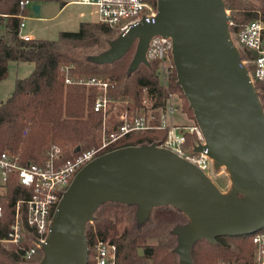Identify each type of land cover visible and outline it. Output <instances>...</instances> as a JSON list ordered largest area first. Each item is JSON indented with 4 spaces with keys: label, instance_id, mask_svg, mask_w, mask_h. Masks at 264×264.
<instances>
[{
    "label": "water",
    "instance_id": "95a60500",
    "mask_svg": "<svg viewBox=\"0 0 264 264\" xmlns=\"http://www.w3.org/2000/svg\"><path fill=\"white\" fill-rule=\"evenodd\" d=\"M35 14L39 5L31 4ZM153 22H139L94 55L99 64L120 59L134 44L129 71L148 65L156 35L170 37L176 83L192 109L215 168L225 166L231 189L222 193L195 164L156 143L101 154L74 175L52 216L36 264H88L87 222L106 201L134 204L144 221L154 207L170 205L189 222L174 228L180 264H194L200 239L249 235L264 227V111L248 69L229 32L223 0H156Z\"/></svg>",
    "mask_w": 264,
    "mask_h": 264
},
{
    "label": "trees",
    "instance_id": "16d2710c",
    "mask_svg": "<svg viewBox=\"0 0 264 264\" xmlns=\"http://www.w3.org/2000/svg\"><path fill=\"white\" fill-rule=\"evenodd\" d=\"M22 1L27 0H0V81L7 77L9 61L33 63L32 72L17 79L12 94L0 102V154L7 152L21 164L40 163L45 160V152L49 148L57 147L63 154L61 161H71L86 150L98 148L103 134L110 135L117 130L121 124L118 117L121 109L143 114L150 111L158 117L166 106L169 92L182 91L176 83L175 73L168 89L160 84L155 73L156 60L129 71L135 44L115 62H94L92 57L107 50L110 42L120 34L102 22H80L76 31H61L52 40L22 37L20 23L28 12V6L20 4ZM28 1L64 4L62 0ZM145 1L156 7V0ZM223 1L232 18L229 32L237 33L254 19L264 22V0ZM255 56L254 51L240 49L241 60ZM247 69L251 71L252 65H247ZM66 73L73 79L96 76L109 82L108 95L113 101L105 118L93 110L95 89L75 82L66 84ZM254 87L264 111V81H254ZM166 135L167 130L159 128L132 131L120 137L107 151L162 143ZM193 139L188 135L187 144H191ZM30 195L31 189L19 184L15 174L7 175L0 191V239L6 236L14 221L17 201L21 219L25 221V201ZM106 203L135 206L137 209L134 204L114 201L100 204L92 222L86 224L88 264H92V248L98 240H109L115 245V264H180L174 250L177 235L173 230L189 222L183 212L170 205L154 207L144 221L139 222L135 213L134 224L117 231L110 220L96 216ZM31 234L28 228L26 238ZM24 244L30 246V240H25ZM254 252L252 234L218 236L214 243L198 240L192 246L191 257L194 264H257ZM42 255L43 252H38L29 259H23L13 245L6 246L0 242V264H36Z\"/></svg>",
    "mask_w": 264,
    "mask_h": 264
},
{
    "label": "built area",
    "instance_id": "2783aa9c",
    "mask_svg": "<svg viewBox=\"0 0 264 264\" xmlns=\"http://www.w3.org/2000/svg\"><path fill=\"white\" fill-rule=\"evenodd\" d=\"M75 2L93 6L98 21L117 29L119 33L126 31L139 22H153L157 14L156 7L145 0H76ZM20 4L29 6L32 2L27 0L20 2ZM23 26L22 21L20 30ZM263 31L264 22L254 19L247 22L237 33L230 32V37L239 51L245 48L256 52L254 58L241 60V64L246 68L247 65H252V70H248V73L253 84L254 81H264ZM171 50L172 41L170 37L156 35L150 39L146 51L148 62L150 60L157 61L155 73L165 89H168L170 80L175 73ZM66 70L67 68H65ZM64 81L66 84L75 82L86 87H93L96 91L93 110L102 113L105 118L111 101H113L108 95L110 88L108 81L96 76L73 79L67 73ZM172 95L169 92L166 106L158 117L149 112L143 114L129 112L126 108L121 109L118 114L121 124L117 130L110 135L103 134L98 148L86 150L71 161H61L63 154L57 147L49 148L45 152V160L40 163L21 164L15 156L2 152L0 154V176L3 183L7 175L13 173L16 175L19 184L31 189V195L25 201V221L21 219V210L19 201H17L14 221L10 224L6 236L0 239V242L6 246L13 245L16 253L23 259H29L38 252H43V243L49 233L54 211L74 175L95 157L111 151H107V149L120 137L132 131L152 128L166 129L165 140L156 144L195 164L205 175L211 178L212 158L208 155L207 150L195 151V147L205 143L197 123L195 121L190 124H168L166 122L167 115H172L176 110L169 102ZM155 121H158V123L156 124ZM188 135L194 137L191 144H187ZM28 228L32 232L30 238H26ZM27 239L31 243L28 247L24 244ZM252 243L255 246V262L264 264V227L252 234ZM115 251V245L109 240L96 241L92 248L91 263L115 264Z\"/></svg>",
    "mask_w": 264,
    "mask_h": 264
},
{
    "label": "rangeland",
    "instance_id": "374dc122",
    "mask_svg": "<svg viewBox=\"0 0 264 264\" xmlns=\"http://www.w3.org/2000/svg\"><path fill=\"white\" fill-rule=\"evenodd\" d=\"M69 1L68 4L61 7V3L57 1L44 2L42 4V12L38 15L33 12L31 6H28V14L24 18V26L21 28V32L25 34V30H32L35 38L41 39H56L60 31H76L79 27V22L83 20L79 14L89 13L91 7L87 5L78 4L76 0H62ZM59 11V12H58ZM46 14V17H41ZM227 14L230 12L227 10ZM33 70V63L31 62H19L9 61L8 74L0 82V102L9 97L15 86L17 79L27 77ZM176 74V73H175ZM173 95L169 99V102L176 108L172 115H167L166 122L175 124H190L193 119V113L189 109V104L186 98H184L182 91L171 92ZM147 106H148V102ZM150 113V111H149ZM211 181L217 186L222 193H227L231 189L230 175L225 166L215 168L211 171ZM3 179L0 176V191ZM135 206L117 205L113 203H106L102 205L96 213L97 217L101 219H108L114 223L117 231H122L124 228H130L134 224ZM92 222V221H90ZM108 239V238H107ZM89 261V255H88Z\"/></svg>",
    "mask_w": 264,
    "mask_h": 264
},
{
    "label": "crops",
    "instance_id": "0c3cea01",
    "mask_svg": "<svg viewBox=\"0 0 264 264\" xmlns=\"http://www.w3.org/2000/svg\"><path fill=\"white\" fill-rule=\"evenodd\" d=\"M44 2H41V3H37L38 5H39V13L40 12H42V4H43ZM69 3V1H64V4L63 5H61V7H63L64 5H66V4H68ZM31 6V5H30ZM87 6H90V5H87ZM91 7V9H90V11H89V13L86 15V17H90V18H85V14H79V16L81 17V18H83V20L82 21H80V22H85V21H92V22H98V17H97V14H96V12H95V9H94V7L93 6H90ZM59 12V11H58ZM38 13V14H39ZM27 14H28V12H27ZM37 14V15H38ZM46 14H44V16H42L41 18L42 19H44V18H49V17H46L45 16ZM26 17V15L23 17V20H24V18ZM22 20V21H23ZM79 22V23H80ZM23 23H24V21H23ZM24 27H26V24H25V26ZM61 32V31H60ZM20 35H22V36H24L25 38H35L34 36H33V33H32V30H25V34L24 33H22L21 32V30H20ZM36 39H41V38H36ZM19 62H22V61H19ZM24 62V61H23ZM2 81V80H1ZM0 81V82H1ZM185 124V123H184ZM4 184V183H3ZM3 184L1 185V186H3Z\"/></svg>",
    "mask_w": 264,
    "mask_h": 264
}]
</instances>
